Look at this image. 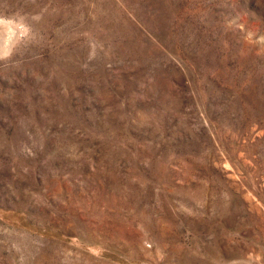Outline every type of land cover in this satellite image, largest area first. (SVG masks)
I'll return each instance as SVG.
<instances>
[{
    "label": "rangeland",
    "instance_id": "374dc122",
    "mask_svg": "<svg viewBox=\"0 0 264 264\" xmlns=\"http://www.w3.org/2000/svg\"><path fill=\"white\" fill-rule=\"evenodd\" d=\"M0 264H264V0H0Z\"/></svg>",
    "mask_w": 264,
    "mask_h": 264
}]
</instances>
